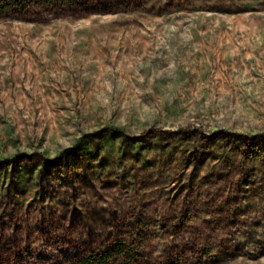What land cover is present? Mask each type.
I'll return each mask as SVG.
<instances>
[{"label":"rangeland","instance_id":"374dc122","mask_svg":"<svg viewBox=\"0 0 264 264\" xmlns=\"http://www.w3.org/2000/svg\"><path fill=\"white\" fill-rule=\"evenodd\" d=\"M113 246L264 264V0H0V264Z\"/></svg>","mask_w":264,"mask_h":264},{"label":"trees","instance_id":"16d2710c","mask_svg":"<svg viewBox=\"0 0 264 264\" xmlns=\"http://www.w3.org/2000/svg\"><path fill=\"white\" fill-rule=\"evenodd\" d=\"M201 199V196L198 195V193L194 194L192 196V199L191 200H188L186 203L188 204L189 201H195V200H200ZM214 195H209V197H207V201H209L210 203L214 202ZM204 200H202L203 202ZM186 206V204H185ZM190 206V205H189ZM145 207V206H144ZM148 207V206H147ZM146 208V207H145ZM187 211H189V209H187ZM149 214L148 212V208L146 209H142L140 212H139V216L138 218L141 219L142 217H146L147 215ZM179 219V218H178ZM126 243V242H125ZM124 242H121V243H117V251H123V249L126 247ZM114 247H111V248H103L95 253H90L87 257L83 258L79 264H130V262L132 261L133 257L132 255L128 254V253H125V257L122 258V259H119L117 257L116 254H113L111 252H113L114 250ZM126 249H130V246L129 244H127V247ZM107 255L112 257V260L111 261H107Z\"/></svg>","mask_w":264,"mask_h":264}]
</instances>
